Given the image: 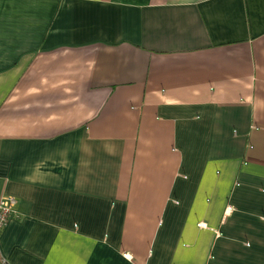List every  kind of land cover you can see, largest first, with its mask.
Wrapping results in <instances>:
<instances>
[{
	"label": "crops",
	"instance_id": "obj_1",
	"mask_svg": "<svg viewBox=\"0 0 264 264\" xmlns=\"http://www.w3.org/2000/svg\"><path fill=\"white\" fill-rule=\"evenodd\" d=\"M3 196L0 264H264V0H0Z\"/></svg>",
	"mask_w": 264,
	"mask_h": 264
},
{
	"label": "built area",
	"instance_id": "obj_2",
	"mask_svg": "<svg viewBox=\"0 0 264 264\" xmlns=\"http://www.w3.org/2000/svg\"><path fill=\"white\" fill-rule=\"evenodd\" d=\"M16 199L12 196H3L0 198V233L9 217L14 213ZM229 210H232L230 207ZM2 264H8V261L3 259Z\"/></svg>",
	"mask_w": 264,
	"mask_h": 264
}]
</instances>
